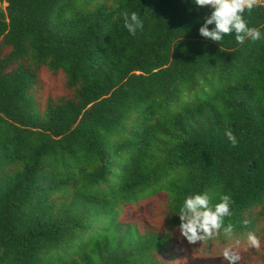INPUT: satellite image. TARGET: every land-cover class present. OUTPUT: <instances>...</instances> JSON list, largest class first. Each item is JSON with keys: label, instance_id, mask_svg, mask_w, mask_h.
Returning a JSON list of instances; mask_svg holds the SVG:
<instances>
[{"label": "trees", "instance_id": "obj_1", "mask_svg": "<svg viewBox=\"0 0 264 264\" xmlns=\"http://www.w3.org/2000/svg\"><path fill=\"white\" fill-rule=\"evenodd\" d=\"M0 3V264H227L236 239L264 264V39L201 37L192 0ZM194 192L231 197L232 240L180 236Z\"/></svg>", "mask_w": 264, "mask_h": 264}, {"label": "clouds", "instance_id": "obj_2", "mask_svg": "<svg viewBox=\"0 0 264 264\" xmlns=\"http://www.w3.org/2000/svg\"><path fill=\"white\" fill-rule=\"evenodd\" d=\"M198 8H208V15L199 28V35L213 42H220L226 36H234L238 44L246 40L253 42L264 39V32L257 28L248 26L245 13L251 12L256 0H192ZM124 28L128 33L135 35L138 30L143 29L144 22L137 12H125ZM210 26H213L210 28ZM228 141L236 146L237 139L232 131H226ZM232 199L225 194L220 197L219 202L213 204L212 197L208 192L192 193L183 199L178 210L180 224L178 226L180 236L189 244H196L217 235H222L226 240L234 238V225L225 223L226 218L231 217ZM247 226L248 221H243ZM241 241L235 240L234 247H226L222 253L227 264H238L241 256L236 251ZM246 245L249 248L259 250L261 239L254 233L246 235Z\"/></svg>", "mask_w": 264, "mask_h": 264}, {"label": "rangeland", "instance_id": "obj_3", "mask_svg": "<svg viewBox=\"0 0 264 264\" xmlns=\"http://www.w3.org/2000/svg\"><path fill=\"white\" fill-rule=\"evenodd\" d=\"M260 2H261V1H257V0H256V4H258V3H260ZM6 7H7V5H6L5 3H0V10H2V11L5 12V11H6ZM52 83H53V82H52ZM53 84H56V86L58 85V83H55V82H54ZM224 247H226V245H224ZM224 247H223V248H224Z\"/></svg>", "mask_w": 264, "mask_h": 264}]
</instances>
